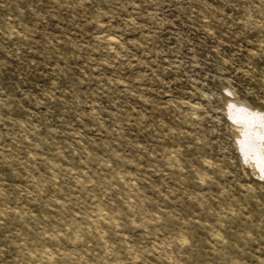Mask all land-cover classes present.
I'll return each instance as SVG.
<instances>
[{"label":"rangeland","instance_id":"rangeland-1","mask_svg":"<svg viewBox=\"0 0 264 264\" xmlns=\"http://www.w3.org/2000/svg\"><path fill=\"white\" fill-rule=\"evenodd\" d=\"M0 264H264V0H0Z\"/></svg>","mask_w":264,"mask_h":264}]
</instances>
